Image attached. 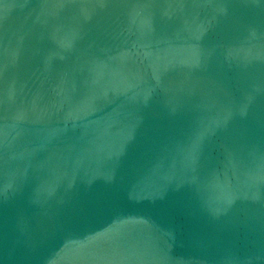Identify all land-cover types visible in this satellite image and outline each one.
Wrapping results in <instances>:
<instances>
[{
	"label": "water",
	"instance_id": "obj_1",
	"mask_svg": "<svg viewBox=\"0 0 264 264\" xmlns=\"http://www.w3.org/2000/svg\"><path fill=\"white\" fill-rule=\"evenodd\" d=\"M0 264H264V0H0Z\"/></svg>",
	"mask_w": 264,
	"mask_h": 264
}]
</instances>
